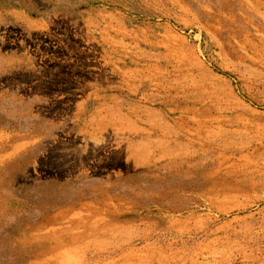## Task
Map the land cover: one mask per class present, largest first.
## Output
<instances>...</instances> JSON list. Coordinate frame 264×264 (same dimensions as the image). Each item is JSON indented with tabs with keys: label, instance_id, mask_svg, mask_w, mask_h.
<instances>
[{
	"label": "rangeland",
	"instance_id": "374dc122",
	"mask_svg": "<svg viewBox=\"0 0 264 264\" xmlns=\"http://www.w3.org/2000/svg\"><path fill=\"white\" fill-rule=\"evenodd\" d=\"M0 264H264V0H0Z\"/></svg>",
	"mask_w": 264,
	"mask_h": 264
},
{
	"label": "trees",
	"instance_id": "16d2710c",
	"mask_svg": "<svg viewBox=\"0 0 264 264\" xmlns=\"http://www.w3.org/2000/svg\"><path fill=\"white\" fill-rule=\"evenodd\" d=\"M22 8H24L26 11L28 10V7H26L25 5L21 6ZM15 204V207L18 208L19 205H17V203L13 202ZM43 246L39 244V246H37L35 243L33 245H29L27 248H17V250H13V254L14 256H18V254H22L23 251L26 253L25 258L31 257L34 255L35 252L31 251L32 248L35 249V251H38L42 248Z\"/></svg>",
	"mask_w": 264,
	"mask_h": 264
}]
</instances>
